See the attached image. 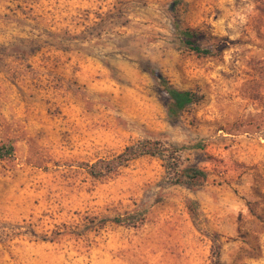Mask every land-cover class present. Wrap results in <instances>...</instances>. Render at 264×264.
Wrapping results in <instances>:
<instances>
[{
    "label": "rangeland",
    "instance_id": "374dc122",
    "mask_svg": "<svg viewBox=\"0 0 264 264\" xmlns=\"http://www.w3.org/2000/svg\"><path fill=\"white\" fill-rule=\"evenodd\" d=\"M151 71L200 100L170 121ZM1 145L0 264H264V0H0Z\"/></svg>",
    "mask_w": 264,
    "mask_h": 264
},
{
    "label": "trees",
    "instance_id": "16d2710c",
    "mask_svg": "<svg viewBox=\"0 0 264 264\" xmlns=\"http://www.w3.org/2000/svg\"><path fill=\"white\" fill-rule=\"evenodd\" d=\"M178 2L173 1L170 4V10L174 11ZM174 28V39L177 46L181 49L191 51L199 56H219L220 49L218 47H205L201 43L200 33L196 29L181 26L177 21L173 23ZM158 88L165 92L167 95L166 100V112L167 117L170 121L178 119L179 114L187 106L200 100L197 93L191 90H180L171 86L166 79H164L159 73L151 71ZM198 146V145H197ZM157 141L144 140L135 143L125 148L123 152L116 155L111 159H100L88 166L89 173L92 176H101L107 172L115 170L116 168L124 165L132 159H136L143 155H157L161 154ZM13 147L11 145L0 146V159L6 155L11 154ZM179 177L188 179L189 181L204 180L207 174L201 168L194 165H182L179 166L172 163L169 167ZM180 179H178V183ZM142 212L135 214H128L123 217H114L111 219L112 222L123 225H135L136 223L143 220Z\"/></svg>",
    "mask_w": 264,
    "mask_h": 264
}]
</instances>
